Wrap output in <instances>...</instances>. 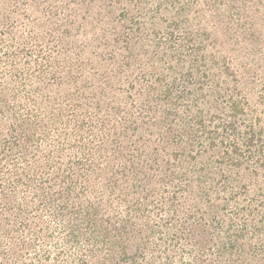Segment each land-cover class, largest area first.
Returning a JSON list of instances; mask_svg holds the SVG:
<instances>
[{
	"label": "rangeland",
	"instance_id": "374dc122",
	"mask_svg": "<svg viewBox=\"0 0 264 264\" xmlns=\"http://www.w3.org/2000/svg\"><path fill=\"white\" fill-rule=\"evenodd\" d=\"M0 108L21 264H264V0H0Z\"/></svg>",
	"mask_w": 264,
	"mask_h": 264
},
{
	"label": "trees",
	"instance_id": "16d2710c",
	"mask_svg": "<svg viewBox=\"0 0 264 264\" xmlns=\"http://www.w3.org/2000/svg\"><path fill=\"white\" fill-rule=\"evenodd\" d=\"M6 113H8V111H5L0 108V121L3 120V117ZM12 129L18 131V129H16L12 124L10 128L5 132V135L1 134L3 132L0 130V178H3L5 177V175H7L8 177H14L17 179L18 172L19 170H21L19 168V164L21 162L27 163L26 161L28 160L25 149L24 153L21 152L19 155L13 154L14 152L19 151L17 149L21 142V138L25 142V137L22 136V134L13 135ZM19 186L23 187L24 185L20 184ZM0 195V235L3 234L7 242H9V247L7 248V250L3 249L0 244V264H8L7 259H9V256L11 257L14 263L21 264L22 260L19 256L20 251L16 248V246L21 247L20 242H17L20 240L16 237L17 234L13 230H11L9 226V219L11 216L13 218V215L11 214V210L13 208L10 207L12 195L6 191L5 186L2 183L0 184ZM1 238L2 237L0 236V240ZM66 240L67 246L72 243V240L70 238H67ZM22 246L24 249L26 248V244L24 243V241L22 242ZM69 258H71V256H69ZM73 261L77 262V264H84L81 260L73 259ZM40 263L42 264V262Z\"/></svg>",
	"mask_w": 264,
	"mask_h": 264
}]
</instances>
